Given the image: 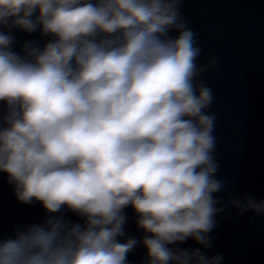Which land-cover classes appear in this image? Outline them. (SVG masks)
I'll list each match as a JSON object with an SVG mask.
<instances>
[{
	"label": "clouds",
	"instance_id": "9594fccd",
	"mask_svg": "<svg viewBox=\"0 0 264 264\" xmlns=\"http://www.w3.org/2000/svg\"><path fill=\"white\" fill-rule=\"evenodd\" d=\"M182 0H0V28L52 40L25 42L0 31V172L16 198L63 216L0 236V264H126L142 242L148 264H222L199 248L168 247L208 234L223 207L214 194L216 117L212 89L197 78L201 49ZM175 29L176 37L169 35ZM241 212L264 201L236 198ZM131 206L142 241L125 235Z\"/></svg>",
	"mask_w": 264,
	"mask_h": 264
},
{
	"label": "water",
	"instance_id": "95a60500",
	"mask_svg": "<svg viewBox=\"0 0 264 264\" xmlns=\"http://www.w3.org/2000/svg\"><path fill=\"white\" fill-rule=\"evenodd\" d=\"M180 13L201 49L198 65L212 58L218 61L214 69L197 78V83L212 89L213 102L205 111L216 117L215 178L224 182V188L214 196L221 201L217 207L223 211L214 217L216 227L208 234L211 248L192 238L168 247L199 248L208 257L220 254L222 264H264V213L241 212L233 205L236 198L264 201V0H182ZM0 31L13 37L11 48L21 56L25 42L33 41L42 48L53 39L42 35L39 28L32 33L8 27ZM169 35L176 37L178 32L173 29ZM6 112L7 106L0 102V117ZM124 214L127 221L125 235L117 238L120 242L128 238L142 241L150 235L138 228L131 206ZM49 216L85 223V218L66 208L48 213L39 202H19L7 173L0 172V236H13L17 227L42 224ZM126 264H148L142 242L127 255Z\"/></svg>",
	"mask_w": 264,
	"mask_h": 264
}]
</instances>
